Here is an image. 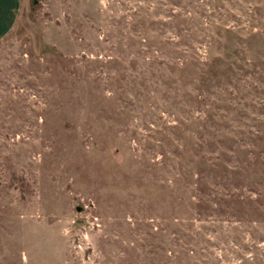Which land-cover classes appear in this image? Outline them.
<instances>
[{
    "label": "rangeland",
    "instance_id": "374dc122",
    "mask_svg": "<svg viewBox=\"0 0 264 264\" xmlns=\"http://www.w3.org/2000/svg\"><path fill=\"white\" fill-rule=\"evenodd\" d=\"M0 264H264V0H20Z\"/></svg>",
    "mask_w": 264,
    "mask_h": 264
},
{
    "label": "crops",
    "instance_id": "0c3cea01",
    "mask_svg": "<svg viewBox=\"0 0 264 264\" xmlns=\"http://www.w3.org/2000/svg\"><path fill=\"white\" fill-rule=\"evenodd\" d=\"M20 0H0V40L12 28Z\"/></svg>",
    "mask_w": 264,
    "mask_h": 264
}]
</instances>
